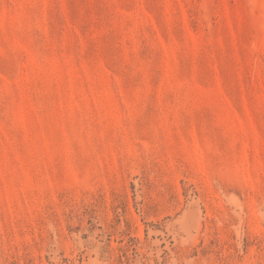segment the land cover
Instances as JSON below:
<instances>
[{
	"label": "rangeland",
	"instance_id": "1",
	"mask_svg": "<svg viewBox=\"0 0 264 264\" xmlns=\"http://www.w3.org/2000/svg\"><path fill=\"white\" fill-rule=\"evenodd\" d=\"M0 264H264V0H0Z\"/></svg>",
	"mask_w": 264,
	"mask_h": 264
}]
</instances>
